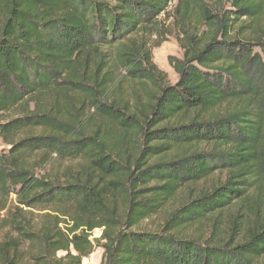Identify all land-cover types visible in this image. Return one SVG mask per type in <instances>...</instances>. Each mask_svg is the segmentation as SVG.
Masks as SVG:
<instances>
[{"label": "trees", "instance_id": "trees-1", "mask_svg": "<svg viewBox=\"0 0 264 264\" xmlns=\"http://www.w3.org/2000/svg\"><path fill=\"white\" fill-rule=\"evenodd\" d=\"M0 138V264H264V0H0Z\"/></svg>", "mask_w": 264, "mask_h": 264}, {"label": "rangeland", "instance_id": "rangeland-1", "mask_svg": "<svg viewBox=\"0 0 264 264\" xmlns=\"http://www.w3.org/2000/svg\"><path fill=\"white\" fill-rule=\"evenodd\" d=\"M173 3L170 5V10L173 7ZM151 49V55H152V61L155 63L159 69L163 70L167 74V78L171 83H174L177 79V75L168 63V56H174V57H181L182 51L174 37V35H169L166 37V40L163 41L158 46H150ZM256 50V49H255ZM8 149L7 144H5L1 138H0V153L4 152ZM260 221H264V203L262 202L260 204ZM234 217V208H229L226 210H223L220 215L216 217V219H219L217 227L213 230L210 226H206L205 229L197 231L196 234L201 235L200 238L204 239L206 237H209L213 232L215 233V236H226V233L230 230V221L233 220ZM164 218V213H160L158 215H155L153 217L147 218L140 226L142 228H149L152 230H157ZM253 217H238L236 218V231L242 232L246 228L250 226V224L253 222ZM4 230L0 231V240L1 236L3 234ZM100 235V230L96 229L93 232V237H98ZM102 250L100 248H96L88 257L84 258L81 264H102ZM32 262V261H31ZM22 264H31L29 263V259L27 258L26 261H24Z\"/></svg>", "mask_w": 264, "mask_h": 264}]
</instances>
